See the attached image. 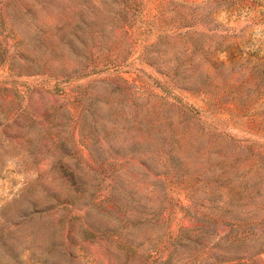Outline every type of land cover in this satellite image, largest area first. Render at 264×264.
<instances>
[{
    "label": "rangeland",
    "instance_id": "374dc122",
    "mask_svg": "<svg viewBox=\"0 0 264 264\" xmlns=\"http://www.w3.org/2000/svg\"><path fill=\"white\" fill-rule=\"evenodd\" d=\"M0 264H264V0H0Z\"/></svg>",
    "mask_w": 264,
    "mask_h": 264
}]
</instances>
